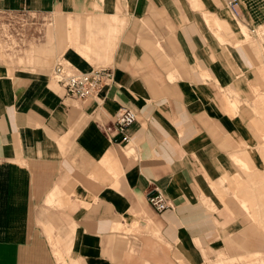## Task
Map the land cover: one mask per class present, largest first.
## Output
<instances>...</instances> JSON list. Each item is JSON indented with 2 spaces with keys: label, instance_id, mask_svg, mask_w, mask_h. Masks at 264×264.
<instances>
[{
  "label": "crops",
  "instance_id": "crops-1",
  "mask_svg": "<svg viewBox=\"0 0 264 264\" xmlns=\"http://www.w3.org/2000/svg\"><path fill=\"white\" fill-rule=\"evenodd\" d=\"M257 3L239 0L235 15L228 0H0V12L56 21L48 42L34 36L40 51L0 61V264H42L43 227H65L67 264H237L241 245L264 253L261 232L237 236L217 193L242 163L264 184ZM62 59L111 66L114 79L68 97L52 74ZM122 106L137 114L124 144L104 129ZM155 188L172 207L154 209Z\"/></svg>",
  "mask_w": 264,
  "mask_h": 264
},
{
  "label": "rangeland",
  "instance_id": "rangeland-1",
  "mask_svg": "<svg viewBox=\"0 0 264 264\" xmlns=\"http://www.w3.org/2000/svg\"><path fill=\"white\" fill-rule=\"evenodd\" d=\"M243 1L246 2V0ZM256 1L264 5V0ZM55 22L54 18L37 13L0 12V61L17 62L14 54L22 56L28 53L33 54L35 50L40 51V44L44 40L48 42L51 39L53 29L56 26ZM239 24L243 31L246 30V33L249 34L247 28L245 29L241 23ZM72 29V33H74V28ZM42 32H45L47 38L41 40L38 37L37 40L36 37L43 35ZM30 33L33 36L29 37ZM35 35L36 37H34ZM69 39H73V37L69 36ZM61 61L71 69L72 63L69 60L62 59ZM224 180L232 182H229L226 187L221 185L217 193L221 199V206L229 212L227 218L230 227H240L237 236L239 232L242 235L244 227H252V230H256L258 234L261 232L264 236V184L257 182L259 180L257 174L252 170V167L242 163L235 177ZM243 204H247L248 209L244 208ZM224 225L226 224H221L222 227H226ZM63 233H66L65 227H43L42 248L40 247L42 250H39L42 251L41 254L43 255L39 258L42 264H67V262H71L69 247L65 243ZM59 245L64 252L63 257L56 251ZM236 254L239 255L237 264H244L245 261L246 264H264V253L254 247L245 248L241 245L236 248ZM76 262L80 264L78 259Z\"/></svg>",
  "mask_w": 264,
  "mask_h": 264
},
{
  "label": "built area",
  "instance_id": "built-area-1",
  "mask_svg": "<svg viewBox=\"0 0 264 264\" xmlns=\"http://www.w3.org/2000/svg\"><path fill=\"white\" fill-rule=\"evenodd\" d=\"M239 0H228L233 14L238 15ZM53 78L62 86L64 94L76 99H88L96 95L99 88L107 81L114 79V69L111 66L95 67L88 71L73 70L62 61L56 63L52 70ZM137 120V114L131 107L119 108L114 122L105 125L106 133L120 144L130 140L129 127ZM148 200L156 211L162 212L172 207L171 201L158 188L149 193Z\"/></svg>",
  "mask_w": 264,
  "mask_h": 264
},
{
  "label": "bare ground",
  "instance_id": "bare-ground-1",
  "mask_svg": "<svg viewBox=\"0 0 264 264\" xmlns=\"http://www.w3.org/2000/svg\"><path fill=\"white\" fill-rule=\"evenodd\" d=\"M243 25V24H242ZM243 27L245 28V26L243 25ZM245 203V202H244ZM244 208L246 207L248 209L247 204H243ZM248 214L250 215V212L248 211Z\"/></svg>",
  "mask_w": 264,
  "mask_h": 264
}]
</instances>
